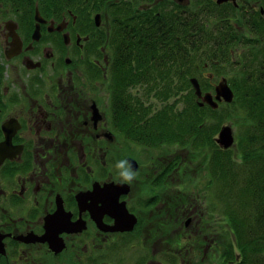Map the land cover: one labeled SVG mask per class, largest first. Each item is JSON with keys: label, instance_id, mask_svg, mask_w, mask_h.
I'll use <instances>...</instances> for the list:
<instances>
[{"label": "flooded vegetation", "instance_id": "af4514ba", "mask_svg": "<svg viewBox=\"0 0 264 264\" xmlns=\"http://www.w3.org/2000/svg\"><path fill=\"white\" fill-rule=\"evenodd\" d=\"M35 15L0 4V264H189L186 255L203 261L220 251V217L205 219L197 196L170 198L173 159L142 167L126 157L140 172L120 196L137 217L132 229H114L109 213L95 219L103 202L94 183L118 181L109 147L124 139L102 106L111 17L104 7L81 24L73 10H40L34 39Z\"/></svg>", "mask_w": 264, "mask_h": 264}, {"label": "trees", "instance_id": "16d2710c", "mask_svg": "<svg viewBox=\"0 0 264 264\" xmlns=\"http://www.w3.org/2000/svg\"><path fill=\"white\" fill-rule=\"evenodd\" d=\"M135 1L0 0V4L4 10L26 11L30 18L36 7L43 13L70 9L81 24L105 7L112 22L109 42L114 44L112 120L127 138L146 146H214L215 130L206 122V106L195 99L180 106L178 100L195 93L191 77L197 74L198 62L220 74L221 80L227 78L234 99L226 108L235 119L237 112L241 118L240 134L235 136L239 154L221 147L208 163L214 181L219 179L226 188L220 198L239 244L234 245L240 255L235 264H264V0H243L242 5L238 0L237 4L195 0L193 6L184 3L168 9L153 6L155 0L142 6ZM246 29L251 36L242 42L248 43V51L234 50L233 44ZM226 64L234 74H227ZM211 85L202 89L207 91ZM175 164L173 158V168Z\"/></svg>", "mask_w": 264, "mask_h": 264}, {"label": "rangeland", "instance_id": "374dc122", "mask_svg": "<svg viewBox=\"0 0 264 264\" xmlns=\"http://www.w3.org/2000/svg\"><path fill=\"white\" fill-rule=\"evenodd\" d=\"M240 4L242 5L243 0H238ZM137 4H140L142 6V3L147 2L146 0H136ZM227 2V1H225ZM157 5V7H163L164 9H168L169 7L172 6H177V5H184V3H188L184 6L187 5H192L195 3V0H155L152 2L153 6ZM177 3V4H175ZM106 5L108 3L106 2ZM264 5V1H263ZM229 6V5H228ZM260 9L261 7L258 6ZM111 10L115 9V6H110ZM262 14H264V10L262 11ZM203 22H201L202 24ZM106 25V24H105ZM241 31V30H240ZM243 32H247L245 35L244 34H239L241 39H238L237 43L233 44L234 50L238 51H245L249 48V45L247 42H242L243 37L251 36V30H243ZM240 33V32H238ZM110 41L109 43H111ZM112 54H114V44L113 42L110 44ZM248 51V50H247ZM229 66V69L227 71L228 75L234 74V69L230 64H226ZM235 69H237L235 67ZM197 74L196 76L199 78V81L201 85L205 84H212L210 88H207V91H212L215 93V85L221 80V75L215 72L214 70L208 66H205L203 68L202 64L198 62L197 64ZM238 70V69H237ZM112 72H111V66L109 67L108 71V84H107V90L106 94L103 98V108H107L109 117L112 116V88H111V81H112ZM203 85L201 87H203ZM193 86V85H192ZM141 87V86H140ZM139 87V88H140ZM138 88V89H139ZM187 93H189V89L187 87ZM191 90V89H190ZM135 91H137L135 89ZM203 91L205 92V89L203 88ZM181 93V92H180ZM194 94V97L192 95ZM191 95V98L186 99L184 94L181 97L184 98L183 100H178V105L182 106L185 102L186 104L191 102V99L194 101L197 100L198 102L200 101V98L197 96L196 93H193ZM179 97V96H178ZM180 97V98H181ZM100 100V97H98ZM176 99V97H175ZM172 98V101L174 102L175 100ZM189 100V101H188ZM177 102V101H175ZM231 102H225L223 101V104H221L222 107H219V109L214 110L216 108H212V110H209L210 105L209 104H203L206 106V122L209 123L210 127L213 125V129L215 130V133L213 134L214 142L217 146H211V144H207L206 146L203 145V149L199 148V146H172L168 144H162L160 146H146L140 142H137L131 138H127L124 134V139L119 143V141L114 142L111 144L109 147V172L110 178L113 179H118L117 176V170L115 168V165L118 161L126 159L127 156L132 155L135 156L143 166H146L148 164H163L165 161L170 160V159H175L176 163L173 168V176L171 179V186L169 188V194L170 198L172 197V201L175 203L177 201V204H180V196H184L185 200L188 198L190 199L191 197H196L199 199V202L203 205L202 210L205 211V216L204 218L207 220H211L213 217L216 219V216L220 217L221 223H220V232L219 233V239H220V251L215 250V252H210L214 253L212 257L220 258V264H229L228 261L230 260L235 253L239 252L238 247H234V245L238 244L237 243V238L235 231L233 230L232 226V232H230L231 227L229 225V221L225 215L224 211V205L221 202L220 198V193L221 197L223 198V195H226V188L221 186V183L219 182V179L216 178L214 181V171L209 165V158L213 156V153L215 151H218L221 146L217 143L216 137L219 135V131L221 127L225 124H230L233 127L234 134L236 138L240 134V127H241V118L238 119V112L237 116L235 115L236 113L234 110L232 112L236 116L237 119H235L230 112V110H227L226 105ZM209 105V107H208ZM212 107V106H211ZM218 108V107H217ZM215 126H218L217 128ZM237 141V140H236ZM232 154L235 152L236 154H239V150L237 148V144H233L232 147ZM235 156V155H231ZM237 158H241L240 156ZM224 169H226L227 164ZM176 167V168H175ZM138 172V175L139 176ZM216 177V176H215ZM224 181H222V184ZM181 191L186 192L185 195H180ZM230 191V190H229ZM218 194V195H217ZM136 198V192L132 189V193L129 196L128 200L130 201V205L133 206V208L138 209L140 207V204L138 201L135 199ZM226 198L230 199L231 201L234 202V199H231L226 196ZM236 198V202H237ZM228 202V201H227ZM215 212L216 216L213 215ZM207 232V231H205ZM233 243V245L231 244ZM239 245V244H238ZM192 246L188 244L187 246L184 247L186 251H192ZM175 251V249H174ZM205 256L204 260L202 261L201 259H190V256L186 255L185 260L189 261V264H211L212 263V257L206 258ZM202 261L201 263H199ZM214 262V261H213Z\"/></svg>", "mask_w": 264, "mask_h": 264}, {"label": "water", "instance_id": "95a60500", "mask_svg": "<svg viewBox=\"0 0 264 264\" xmlns=\"http://www.w3.org/2000/svg\"><path fill=\"white\" fill-rule=\"evenodd\" d=\"M229 0H217L218 3H222ZM237 4V0H232ZM36 20L37 25L33 33L34 39L40 37V22L43 21V17L40 15V10L36 8ZM97 23L100 22L99 14L96 15ZM192 85L195 89V93L200 98L199 104H209L213 108H217L221 101L231 102L234 99V90L228 82L227 78H223L215 85V93L212 91H203L199 78L197 76L191 77ZM96 117H98V111L95 110ZM217 143L228 149L235 144V134L233 127L230 124H225L221 127L219 135L216 137ZM134 170L138 168V162L136 159L129 157ZM130 185L127 183L119 184L116 181H109L104 185H100L99 182L94 183V189L92 196L97 199H102L103 205L101 207H92V212L97 220H101L104 213H109L115 218L114 229L129 230L132 229L137 222V217L134 213H130L125 200H120L122 194L128 193Z\"/></svg>", "mask_w": 264, "mask_h": 264}, {"label": "clouds", "instance_id": "9594fccd", "mask_svg": "<svg viewBox=\"0 0 264 264\" xmlns=\"http://www.w3.org/2000/svg\"><path fill=\"white\" fill-rule=\"evenodd\" d=\"M115 168L117 170L118 183L119 184H131L137 177L138 173L135 171L129 160L123 159L116 163Z\"/></svg>", "mask_w": 264, "mask_h": 264}]
</instances>
